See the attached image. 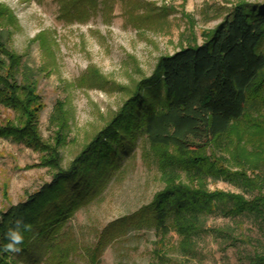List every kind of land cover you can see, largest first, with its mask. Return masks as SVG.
<instances>
[{
  "label": "trees",
  "instance_id": "obj_1",
  "mask_svg": "<svg viewBox=\"0 0 264 264\" xmlns=\"http://www.w3.org/2000/svg\"><path fill=\"white\" fill-rule=\"evenodd\" d=\"M56 1L66 22H82L110 5L108 0ZM225 13L203 32L202 42L160 55L152 74L136 81L64 167L58 147L66 139L68 115L57 102L49 116L55 137L41 134L36 78L7 45L4 31L10 36L17 20L0 3V104L14 111L0 125V136L40 151L42 163L52 169L50 181L0 210V264H21L3 251L5 234L20 218L32 226L18 254L29 258L26 264H74L79 242L64 229L67 211L100 192L119 163L123 133L133 136L135 130L144 134L164 186L137 211L109 224L94 245L83 247L88 264L99 263L108 240L104 232L120 233L126 224L153 225L159 233L153 264L168 263L172 232L179 237L175 252L187 260L203 256L197 237L211 235L218 250L236 249L235 264H264V0H237ZM218 180L239 191L208 187ZM212 216L224 221L208 224ZM35 247L45 250L43 260L32 253Z\"/></svg>",
  "mask_w": 264,
  "mask_h": 264
},
{
  "label": "rangeland",
  "instance_id": "obj_2",
  "mask_svg": "<svg viewBox=\"0 0 264 264\" xmlns=\"http://www.w3.org/2000/svg\"><path fill=\"white\" fill-rule=\"evenodd\" d=\"M110 5L82 22L60 19L56 0H0L17 20L7 45L22 56L36 78L42 110L41 134L55 137L49 116L57 102L68 115L66 139L58 148L60 163L67 167L101 125L128 97L137 80L149 76L160 55L184 45L202 42L203 32L212 30L237 0H108ZM254 1V0H249ZM151 15L149 18L140 16ZM134 19L132 21V17ZM136 17H140L137 19ZM146 19V20H144ZM98 73V77L94 76ZM14 111L0 104V125L12 119ZM123 133L119 163L109 173L100 192L82 198L67 211L66 227L79 242L74 264H88L84 246H92L103 230L118 218L128 216L150 202L164 186L156 161L147 151L141 131ZM51 171L41 161V152L0 136V210L23 201L44 182ZM211 189L236 190L222 180L210 181ZM222 217H210L208 224H220ZM124 231H122V229ZM121 232L107 229L108 240L98 264H153L159 233L153 225L126 224ZM167 264H235L236 249L218 250L211 235L197 237L203 256L187 260L174 250L179 237L168 236ZM39 261L42 248L32 249ZM14 259L26 264L29 258Z\"/></svg>",
  "mask_w": 264,
  "mask_h": 264
},
{
  "label": "clouds",
  "instance_id": "obj_3",
  "mask_svg": "<svg viewBox=\"0 0 264 264\" xmlns=\"http://www.w3.org/2000/svg\"><path fill=\"white\" fill-rule=\"evenodd\" d=\"M32 232V226L24 222L22 218L16 219L13 226L5 234L7 243L3 246L5 253L19 254L23 251L20 245L25 242V233Z\"/></svg>",
  "mask_w": 264,
  "mask_h": 264
}]
</instances>
